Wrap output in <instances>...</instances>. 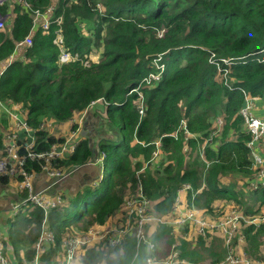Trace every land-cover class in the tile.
I'll return each instance as SVG.
<instances>
[{"label":"trees","instance_id":"1","mask_svg":"<svg viewBox=\"0 0 264 264\" xmlns=\"http://www.w3.org/2000/svg\"><path fill=\"white\" fill-rule=\"evenodd\" d=\"M49 7L51 18L61 17L64 48L78 59L58 63L53 23L48 29L38 24L31 45L15 48L30 30L32 11ZM0 10L9 14L0 29V157L14 130L6 109L15 104L32 128L35 151L61 140L62 125L82 111L84 129L91 131V140L80 131L74 151L53 160V167L78 177L74 187L64 184L61 205L47 212L45 229L55 238L47 249L41 242L37 264H62L64 239L120 223L126 231L119 243L110 245L109 234L97 246L80 239L71 264H147L148 256L166 258L173 243L177 259L187 264L222 261L227 249L218 235L177 234L173 205L187 183L184 204L207 216L264 210V184L250 186L257 168L238 112L245 95H259L264 104V0H7ZM153 62L163 69L146 86L144 77L159 70ZM216 117L223 125L214 135ZM46 121L50 125L41 127ZM25 135L18 134L17 144ZM42 165L43 159L27 157L23 168L40 173ZM131 198L136 203L128 218ZM145 199L146 211L161 220L146 222V241L136 247L130 229ZM42 218L38 207L5 218L0 243L8 264L34 260ZM238 231L245 251L257 258L264 221L242 218Z\"/></svg>","mask_w":264,"mask_h":264},{"label":"built area","instance_id":"2","mask_svg":"<svg viewBox=\"0 0 264 264\" xmlns=\"http://www.w3.org/2000/svg\"><path fill=\"white\" fill-rule=\"evenodd\" d=\"M5 1L7 0H0V5H2ZM50 10L51 7L47 8V10L44 12L38 9H34L32 11L33 18H32V24L30 30L23 37V39L16 44L15 48L23 44L31 45L32 32L34 31V29L37 27L38 24H41L43 29H48L50 24L53 23L55 24L56 28L54 31L55 35L52 38V42L56 44L60 50L58 54V63L61 64L78 59L79 55L77 53H71L70 51L64 48L63 35L61 30V17L57 16L51 18L49 16ZM6 16L7 13L0 10V29L3 28L5 25ZM83 64L88 65L89 61L87 59H84ZM162 65L163 64H157L155 62V66L159 68V70L157 72H150L146 77H144L143 80L147 83L146 86L152 85L153 82L152 83L149 82L151 79H157L159 77L163 69ZM137 88L138 86L132 88V90H136ZM258 97H259L258 95H252V96L245 95L244 104L240 107L238 111L239 115L242 118V123L245 127L246 132L250 134V140L246 143V145L250 149V153L252 157V166L253 168H257V171L255 172V179L250 181V186L253 188H256L259 184L261 185L264 184V166H263L264 154L260 155L258 152H256V146L264 140V116H257L253 113V108L255 106L254 103ZM0 106L3 108L4 104L0 103ZM12 108L13 109H6V111L12 120V125L14 130L6 135V141L3 147V156L0 157V175L20 176L19 181H17V186L21 191L25 192V195L22 202L20 203L14 202L11 204V209L14 213L22 212L24 210L25 205H28L30 208L39 207L40 209H42L45 216L50 209L57 208L62 203V197L60 191H54L48 193L46 192V189L51 184H53L57 180L62 179L68 173L71 172L69 171L67 173H64V171H61L60 169L53 167L52 166L53 160L62 157L64 154L72 153L74 151L75 147L78 144L79 132L81 128V120L85 112L82 111L80 114L74 115L68 119L67 121L68 132L65 133V135L59 137L62 138L61 140L53 141L49 149L47 150L35 151L33 149L35 143V136L32 134V128L30 127L26 119L21 115L22 112L21 108H19L16 104ZM141 111L142 109L139 108V112ZM50 123H51L50 121H46L44 123H41L40 126L41 127H44L45 125L49 126ZM72 125H76L75 128H72ZM222 125H223L222 117H216L215 126L211 134L217 135L220 132ZM181 127L185 135H187L188 131L186 130L184 120H181ZM20 132H24L26 135L23 143L19 145L17 143H18V134ZM174 134H177V132H175ZM154 143L156 146H158L159 141L156 140ZM20 147H22L24 150L23 154H19L17 152L18 148ZM153 152L154 155L157 154V150ZM27 157L31 159L34 158L43 159L41 172H44L47 178H49L51 181V183L48 184L46 187H42L34 191L32 178L34 175H37L38 173L29 172L23 168L25 159ZM188 188L189 185L187 183H184L178 189L179 191L175 199L176 202L173 205V209L175 211V218L172 221V223H176V224L192 223L193 225H195L196 232L200 235H204L206 231L212 232V230H219L227 235L226 243L231 242L233 232L239 230V221L240 219H242V215L239 213L240 214L239 219L237 218V215H235L232 218H227L225 220L212 223L209 219L199 216L197 213V209L195 208L194 205L187 206L184 204L183 192ZM130 201L133 202V205H135L136 198L128 199L126 201V205ZM181 203L184 206H182ZM147 208H148V201L145 199L142 204L136 206V212L133 214V218H135V226L132 228V234L136 238V247L138 246V243H140L141 241H146V232H145L146 222L152 221L154 219L161 220L159 217H155V216L151 217L150 215L146 214ZM133 211L134 210L132 207L129 214H132ZM45 219H46L45 217L42 218V224H44ZM248 221L254 222L252 220H248ZM111 231L113 233L107 238V241L110 245L114 246L115 244L120 242V240L122 239V235L126 230L124 228H118V229H111ZM90 232L93 235V230H90ZM237 236L243 237V235L240 234L239 231ZM50 237L51 235L47 233L46 230L43 229L39 234V237L35 241V249L37 250L40 247L42 240L48 239ZM99 237H103V234H101ZM236 238L232 242L231 246L235 245ZM79 243H81V240L79 238L76 237L68 238L67 245H69V249L66 250L67 262H69V260L72 259L75 248ZM149 246L153 247V243L149 242ZM229 251H232V249L230 248ZM243 253L245 256L244 255L240 256L233 252L230 253L228 252V254L225 255L223 261H220L217 264H222V263L223 264H254L252 261L249 260L251 258L247 256L245 252ZM37 255H38V250L37 252L35 251L34 254L35 258L32 262L26 261L23 264H37ZM176 255L174 252L172 257L167 256L166 258H164L165 261L161 262L160 264H174L177 261L179 262L185 261L184 259L178 260ZM174 258H176L177 261H175ZM146 260L148 263L151 264L154 263L159 264L158 259L152 256H148ZM0 264H8L5 256L2 253L1 243H0Z\"/></svg>","mask_w":264,"mask_h":264},{"label":"rangeland","instance_id":"3","mask_svg":"<svg viewBox=\"0 0 264 264\" xmlns=\"http://www.w3.org/2000/svg\"><path fill=\"white\" fill-rule=\"evenodd\" d=\"M153 64L155 65V62H153ZM100 129V128H98ZM81 132H82V127H81ZM96 136V135H95ZM96 138V137H95ZM2 152V150L0 151ZM70 174V173H69ZM67 174L65 177H63L62 179L60 180H57L56 182H54L53 184H51L47 189H46V192L48 193H51V192H54V191H60L61 188L64 186L65 183H68V186L71 188V187H74L75 186V180L76 178L78 177L76 173H73L71 175ZM51 181L49 178H47L46 174L44 172H41L39 173V176L37 177H34L32 178V184H33V189L34 191L38 190L39 188H42V187H46L48 184H50ZM139 189V188H138ZM182 199V198H181ZM12 200H14V202H22L23 201V197L20 196L18 193H17V190L16 188H10V186H1L0 185V210H4L6 208H8L11 204H12ZM183 200V199H182ZM127 211L125 212L126 215L129 214V212L131 211L132 207H133V202H128L127 205ZM197 209V213L199 216H202V217H205L207 219H209L212 223H216L218 221H221V220H225L227 218H232L234 217L235 215H237V218L239 219L240 217V214L238 212V209L237 208H232L230 209V211H227L225 212V214L220 217V218H213V216H207L202 210L198 209L197 207H195ZM27 210V207H24V211ZM146 214L150 215L151 217H154L153 215H151L149 212L146 211ZM19 215V214H18ZM18 215H15V214H12V216L10 217V220H13L15 219ZM128 218H131L129 215H128ZM242 218H244L246 221L248 220H252L254 221L255 223H260L261 221H264V210L254 214V215H251V216H242ZM120 219L117 218V221H119ZM47 221V220H46ZM46 221L44 222V225L41 224V228H40V231L39 233L44 229L47 231V233H49L51 235L50 238L48 239H45L43 242H45L46 244H43V247H42V250L43 249H47L50 244H49V241H53L54 238H55V232L53 230H51L50 228L45 229V225L47 224ZM184 224H179L175 226V230L177 232L178 235H181L183 237H185L186 239H191L192 237H194V234H193V231L196 232L195 230V225L193 226L192 224H189V226H191L189 229H185V233L182 234V229H183V226ZM121 226V223L118 225V224H113L111 226H105V227H91L89 228L88 231L86 232H80L79 233V237L80 239H84V240H91L92 238V241L93 243L95 244V246H97V242H99L100 245H102V239L104 238H107V233L111 230V229H118L120 228ZM90 230H93V235L92 233L90 232ZM130 231L132 232V228L130 229ZM146 231V230H145ZM180 234H179V233ZM197 233V232H196ZM101 234H103V237H99ZM39 235V234H38ZM211 235L213 236H217L220 238V240L218 239V242H220L223 246V248H226L227 251L225 252V255L228 254V252H233L237 255H244L243 252L246 253L247 256H249L251 259H249L250 261H252L254 264H264V239H262L261 243L258 245V250L257 252L258 253V256L257 258H253L251 257L244 249V245H246V241L244 239V237L242 236H237L238 235V231H234L233 232V235H232V239H231V242L229 243H226V239H227V235L224 234L222 231H219V230H212L211 232ZM237 237V238H236ZM236 238V243L235 245L231 246L232 242L234 241V239ZM68 239V238H67ZM67 239H64L62 244L66 247V250L69 249V245H67V243L65 241H67ZM96 241V242H95ZM174 243L170 246L169 248V254L168 256L169 257H172L173 253L175 252V255H176V250L174 248ZM230 248L232 249V251H229ZM34 250V248H33ZM39 252L41 251V245L40 247L37 249ZM4 255V254H3ZM60 255V251L57 252V254L54 255L53 257V261L56 262V257ZM159 256L161 257H158V263L160 264L161 262L165 261L164 260V255L161 254V253H158ZM74 256V255H73ZM79 256V255H77ZM76 256V257H77ZM245 256V255H244ZM6 258V257H5ZM73 259H75V257H72ZM73 259L69 260V262H67L66 260V255L63 257H60V259L58 260L60 263L62 264H71ZM51 260V259H50ZM175 261H177L176 258H174ZM52 261V260H51ZM223 261V260H222ZM146 263L147 264H151V263H148L147 260H146ZM187 264L185 261L184 262H175L174 264ZM155 264V263H154ZM200 264H211V262L209 261H202ZM223 264V263H222Z\"/></svg>","mask_w":264,"mask_h":264},{"label":"crops","instance_id":"4","mask_svg":"<svg viewBox=\"0 0 264 264\" xmlns=\"http://www.w3.org/2000/svg\"><path fill=\"white\" fill-rule=\"evenodd\" d=\"M7 13V16H6V19L8 18V16H9V14H8V12H6ZM5 22H6V20H5ZM259 96V95H258ZM259 98H260V96L255 100V103H254V108H253V113L255 114V115H257V116H264V104H263V102H261V101H257V100H259ZM83 112H85V111H83ZM86 115V112H85V114H84V116H83V118H82V120H81V127H82V130L84 129V120L86 119V117L87 116H85ZM63 127L61 128V136H63V135H65V133H67L68 132V123H66V124H64V125H62ZM81 129V128H80ZM85 129H86V127H85ZM87 130V132H89L90 133V136H91V131L90 130H88V129H86ZM81 131V130H80ZM4 144H5V142H4ZM256 152H258L260 155H263L264 154V140L262 141V142H260L257 146H256ZM37 176H39V174H37V175H34L33 176V178L34 177H37ZM2 177H4L3 175H0V185L1 186H10V188H16V190H17V193L20 195V196H22V197H24V195H25V192L24 191H21L19 188H18V186H17V182H16V180L15 179H13L11 176H7L8 178H9V180L8 181H5V180H3L2 179ZM6 177V176H5ZM10 179H12V180H10ZM183 199H184V196H183ZM12 203H14V200H12L11 201ZM34 208V207H33ZM30 209H32V208H30ZM30 209H28V210H30ZM23 212H26V211H22V212H19V213H14L13 211H12V209H11V205L8 207V208H6V209H4V210H0V232L3 230L2 229V226H3V223H4V220H5V218H7L8 217V219H10V217L12 216V214H15V215H20L21 213H23ZM37 240V239H36ZM66 243H67V241H66ZM34 245H35V243H34ZM24 261L26 260V259H23Z\"/></svg>","mask_w":264,"mask_h":264},{"label":"clouds","instance_id":"5","mask_svg":"<svg viewBox=\"0 0 264 264\" xmlns=\"http://www.w3.org/2000/svg\"><path fill=\"white\" fill-rule=\"evenodd\" d=\"M59 64H60V63H59ZM19 108H20V107H19ZM21 110H22V109H21ZM82 131H83V130H82ZM38 174H39V173H38ZM3 176H4V175H3ZM5 176H8V175H5ZM11 177H12L13 179H15L16 176H11ZM17 181H19V179L16 180V182H17ZM61 189H62V188H61ZM60 192H61V190H60ZM61 195H62V194H61ZM23 198H24V197H23ZM25 207H27V210L30 209V207H29L28 205H25ZM38 208H39V207H38ZM27 210H26V211H27ZM41 210H42V209H41ZM50 210H51V209H50ZM23 211H24V210H23ZM46 216H47V213H46L45 216H44V213H43V217L46 218ZM42 225H44V224H42ZM40 233H41V232H40ZM40 233H39V234H40ZM112 233H113V232L110 230L107 234L111 235ZM38 237H39V236H38ZM91 239H92V238H91ZM42 241H43V240H42ZM40 245H41V244H40ZM34 247H35V245H34ZM35 251L37 252L36 249H35ZM65 255H66V252H65ZM73 255H74V254H73Z\"/></svg>","mask_w":264,"mask_h":264},{"label":"water","instance_id":"6","mask_svg":"<svg viewBox=\"0 0 264 264\" xmlns=\"http://www.w3.org/2000/svg\"><path fill=\"white\" fill-rule=\"evenodd\" d=\"M82 135H87L88 136V138H89V140H91V137H90V133L89 132H87V130L86 129H84L83 131H82ZM87 164V163H86ZM76 169V168H75ZM74 169V170H75ZM69 174V173H68ZM70 175V174H69Z\"/></svg>","mask_w":264,"mask_h":264}]
</instances>
